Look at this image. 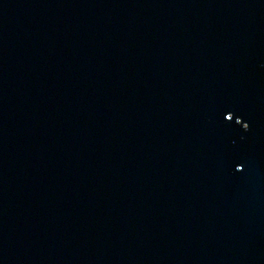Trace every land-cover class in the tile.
<instances>
[{"label":"water","instance_id":"1","mask_svg":"<svg viewBox=\"0 0 264 264\" xmlns=\"http://www.w3.org/2000/svg\"><path fill=\"white\" fill-rule=\"evenodd\" d=\"M0 264H264V0H0Z\"/></svg>","mask_w":264,"mask_h":264},{"label":"snow or ice","instance_id":"2","mask_svg":"<svg viewBox=\"0 0 264 264\" xmlns=\"http://www.w3.org/2000/svg\"><path fill=\"white\" fill-rule=\"evenodd\" d=\"M239 123H241V120H240V122H239ZM239 123H238V124H239ZM243 127H244V128H248V127H249V125H248V124H244V125H243ZM236 168H237V170H241V168H242V165H241V164H237V165H236Z\"/></svg>","mask_w":264,"mask_h":264}]
</instances>
